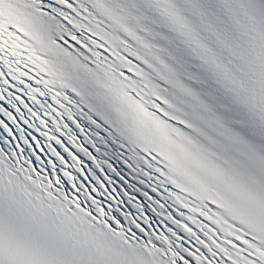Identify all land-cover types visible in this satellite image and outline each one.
I'll use <instances>...</instances> for the list:
<instances>
[{
	"label": "snow or ice",
	"instance_id": "obj_1",
	"mask_svg": "<svg viewBox=\"0 0 264 264\" xmlns=\"http://www.w3.org/2000/svg\"><path fill=\"white\" fill-rule=\"evenodd\" d=\"M0 264H264V0H0Z\"/></svg>",
	"mask_w": 264,
	"mask_h": 264
}]
</instances>
